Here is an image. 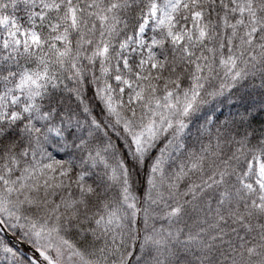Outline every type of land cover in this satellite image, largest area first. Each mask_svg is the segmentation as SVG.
I'll use <instances>...</instances> for the list:
<instances>
[{
	"label": "snow or ice",
	"instance_id": "1",
	"mask_svg": "<svg viewBox=\"0 0 264 264\" xmlns=\"http://www.w3.org/2000/svg\"><path fill=\"white\" fill-rule=\"evenodd\" d=\"M0 264H264V0H0Z\"/></svg>",
	"mask_w": 264,
	"mask_h": 264
}]
</instances>
